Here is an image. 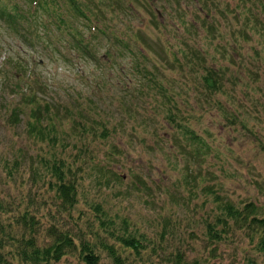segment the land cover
I'll use <instances>...</instances> for the list:
<instances>
[{"label":"rangeland","instance_id":"1","mask_svg":"<svg viewBox=\"0 0 264 264\" xmlns=\"http://www.w3.org/2000/svg\"><path fill=\"white\" fill-rule=\"evenodd\" d=\"M251 4L0 0L3 264H32L20 256L23 246L33 240L49 247L59 235L75 247L50 261L55 264H86L82 244L96 264H174L177 258L183 264H264L260 234L230 220L223 228L217 220L226 203L240 210L251 203L264 217V37L245 25ZM190 47L225 71L220 102L228 112L238 110L248 130L196 106L193 73L183 60ZM141 64L212 154L186 158L193 146L166 120L159 87H143ZM231 75L240 82L231 83ZM31 95L39 105L27 101ZM37 108L43 125L53 127L55 144L30 134ZM54 164L75 187L71 206L58 196ZM208 224L220 236L210 238Z\"/></svg>","mask_w":264,"mask_h":264},{"label":"trees","instance_id":"2","mask_svg":"<svg viewBox=\"0 0 264 264\" xmlns=\"http://www.w3.org/2000/svg\"><path fill=\"white\" fill-rule=\"evenodd\" d=\"M199 1V0H198ZM256 1V2H255ZM240 0L243 7H246V3L252 2L250 9L248 8L245 13V25H249L251 27L252 31H255V33H258L259 36L264 37V3L261 2V0ZM31 3L34 4H41V0H31ZM80 4V3H77ZM213 12H217L216 10H212ZM223 14V13H222ZM208 32L215 33L217 31L216 24L209 23L207 24ZM100 30V29H99ZM242 34L246 37H248V33L245 28L242 29ZM120 39V37L118 38ZM121 46L125 48L129 47V43H126L122 40L117 41ZM139 53L146 58L147 51L144 47L139 48ZM93 58L95 59V52H93ZM183 60L187 67H189L191 73H193V89L196 91V98L195 103L196 106L198 104H201L202 110L209 111V109H215L219 112V116H223L224 121L226 123H238L242 126L243 129L248 130L246 124L241 122L240 115L237 112L238 110L230 108L232 112H228L221 104L220 98L223 95H226L225 90V71L222 69V67L213 68L207 65V58L204 53H202L200 50H197L195 47H190L187 53L183 54ZM95 61V60H94ZM172 60H167L166 63H170ZM173 63H175L173 61ZM137 63L136 66L138 67ZM142 65V77H143V87L146 86L149 90V87L153 90L159 87V92L162 94L163 99L165 100L166 104L168 106L167 108V116L166 120L169 124L173 125V127L177 130H180L179 132H183L184 136H186V140H190L191 145L193 148L191 149V153H187L186 158H192L197 159L199 157H204L205 155L212 154V148L209 144L205 142L203 138H201L198 133L188 128V123H182L184 120L188 122V118H185L183 112L180 110L177 104L173 103V96L168 94V91L159 84L156 83L155 76L151 74L145 73V65ZM154 70L159 73L160 68L159 66H156ZM199 70H202V74H198ZM195 75V76H194ZM145 77V78H144ZM146 77H148V80H146ZM229 81L233 84L236 82H240L239 77L235 75H231L229 77ZM141 87V86H140ZM141 87V90H144V88ZM140 90V89H138ZM140 93V91H138ZM230 99H233V96L231 94H228ZM27 98V97H25ZM27 101H30L31 103H35L39 105L35 101V96L31 95L27 98ZM242 107L241 109H243ZM41 109L37 108L33 112V119L34 121H31L29 124V132L30 134H33L37 138L41 140H46L47 142H50L51 144H55L56 138L55 135L51 134L53 132V127L49 128L43 125L41 121ZM13 118V122L16 123L18 121V113L17 111H13L10 115V119ZM105 128V127H104ZM208 132L205 131V134ZM57 165L54 164L53 168H55V175L59 178V184L56 186V191L58 193V196L61 198L62 205L64 207L71 206L74 203L75 200V187L71 183H65L62 178V172L57 171L56 167ZM60 168V167H59ZM1 207V206H0ZM222 210L223 218H217L218 221H221L224 227H228V220L233 222V225L239 227L240 229L246 228L247 230L258 233L259 235V245L264 251V217L260 218L258 216V212L255 209V206L251 203L246 204L243 209H237L234 208L230 203H226ZM207 231L208 234L211 236L210 238L215 239L218 236H220L217 233V230L212 226L211 224L207 225ZM223 231V230H221ZM121 242H123V239H121ZM124 243V242H123ZM133 243V241H132ZM125 244L131 245V242H126ZM81 251H82V259L86 264H96V256L92 253L91 249H89V246L82 244L81 245ZM135 246V245H133ZM22 251L20 252V256L23 258L24 261L32 262V264H55L51 263L50 261L53 259L55 261H58L62 255L65 253L66 248H73L75 247L73 244V241L69 236L59 235L57 236L56 240L51 244L49 247H44L42 249L35 246L33 243V240H29L26 243V246H23ZM26 249V250H25ZM27 250H30L29 253ZM110 253L114 260L118 261L119 257L115 255V253L110 250ZM0 264L2 263L1 256H0ZM174 264H183L180 261V258H177Z\"/></svg>","mask_w":264,"mask_h":264}]
</instances>
